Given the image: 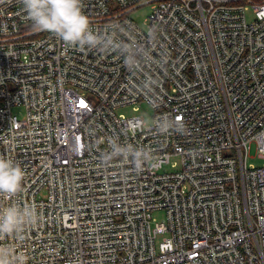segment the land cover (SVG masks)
<instances>
[{
  "label": "built area",
  "instance_id": "2783aa9c",
  "mask_svg": "<svg viewBox=\"0 0 264 264\" xmlns=\"http://www.w3.org/2000/svg\"><path fill=\"white\" fill-rule=\"evenodd\" d=\"M148 4L144 31L131 14ZM82 10L93 29L150 51L154 97L123 57L67 49L31 27L20 0H0V137L11 141L0 154L26 173L13 199L44 217L0 244L26 264H264V163L249 164L254 149L264 160V0H82ZM143 105L183 131L131 134L141 116L117 111ZM114 134L160 162L103 167Z\"/></svg>",
  "mask_w": 264,
  "mask_h": 264
},
{
  "label": "clouds",
  "instance_id": "9594fccd",
  "mask_svg": "<svg viewBox=\"0 0 264 264\" xmlns=\"http://www.w3.org/2000/svg\"><path fill=\"white\" fill-rule=\"evenodd\" d=\"M26 19L37 32H48L60 39L67 49L81 52L95 50L101 54L116 53L123 57L124 65L130 72L143 73V79L137 86L151 101L154 97L153 88L156 81L145 69L155 63L148 49H142L139 41L128 36L121 39L114 29L103 32L95 30L82 10V0H20ZM154 39L155 32H149ZM140 123L129 128L131 134L143 130L145 125L154 129L159 135L170 132H182L183 126L175 119L162 115L151 121L137 118ZM11 143L6 137H0ZM108 150L101 152L100 164L108 167L116 159L131 163L137 173L142 172L146 165L156 167L160 162L153 153L143 147L132 144H121L118 134H114L106 141ZM87 145L78 144L77 150L87 149ZM25 170L20 164L5 155L0 154V197L13 199L19 197L23 190ZM44 222L43 215L33 203H21L19 199L0 206V241H23L26 234L34 227ZM27 257L17 252L13 244H0V264H26Z\"/></svg>",
  "mask_w": 264,
  "mask_h": 264
},
{
  "label": "rangeland",
  "instance_id": "374dc122",
  "mask_svg": "<svg viewBox=\"0 0 264 264\" xmlns=\"http://www.w3.org/2000/svg\"><path fill=\"white\" fill-rule=\"evenodd\" d=\"M152 5L153 4L142 6L131 14V17L135 21V23L139 25L140 28L144 31L148 29V18L153 14ZM247 17L249 21L253 20L252 12H249ZM12 111H13V114L17 115L20 119L24 117V113H25L24 108L14 107ZM117 114L124 115L126 117L141 116L144 120H147V121L152 120L151 117L149 116L151 115L150 110L144 105H143V109L141 112H136L132 109V107H128V108H122L118 110ZM263 163H264V160L258 157L255 149L252 150V152L250 153L249 164L254 165V166H262ZM170 169H171L170 167H165L164 171H169ZM153 217L156 221L162 222V220L165 217V213L161 211H156L153 213ZM162 237L163 235H160L158 240H161Z\"/></svg>",
  "mask_w": 264,
  "mask_h": 264
},
{
  "label": "snow or ice",
  "instance_id": "6c2138e0",
  "mask_svg": "<svg viewBox=\"0 0 264 264\" xmlns=\"http://www.w3.org/2000/svg\"><path fill=\"white\" fill-rule=\"evenodd\" d=\"M81 106H83V104Z\"/></svg>",
  "mask_w": 264,
  "mask_h": 264
}]
</instances>
